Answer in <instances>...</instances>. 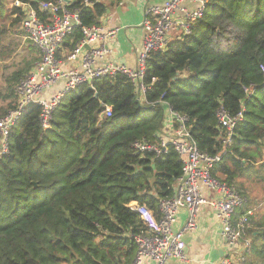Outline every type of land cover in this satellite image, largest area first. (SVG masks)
<instances>
[{"label":"trees","instance_id":"16d2710c","mask_svg":"<svg viewBox=\"0 0 264 264\" xmlns=\"http://www.w3.org/2000/svg\"><path fill=\"white\" fill-rule=\"evenodd\" d=\"M6 1L0 13L21 24L24 9ZM21 1L47 20L50 13L39 3L56 0ZM84 1L65 6L81 24L64 40L60 58L81 42L82 28L100 25L107 11L104 2ZM32 67L5 76L2 117L18 108L17 85ZM144 83L150 87L143 101L123 73L79 85L47 128L41 107L23 111L10 132L9 153L0 156V264H135V238L150 232L133 205L159 215L160 201L174 194L182 174L172 145L160 157L134 148L160 142L168 106L186 117L202 153L221 157L212 175L245 198L238 217L252 209L245 179L264 180V0H208L191 34L153 52ZM220 111L243 114L231 142ZM248 219L252 242L243 264H264V213Z\"/></svg>","mask_w":264,"mask_h":264},{"label":"built area","instance_id":"2783aa9c","mask_svg":"<svg viewBox=\"0 0 264 264\" xmlns=\"http://www.w3.org/2000/svg\"><path fill=\"white\" fill-rule=\"evenodd\" d=\"M184 1L166 0L162 5H154L147 10L142 23L145 30L142 50L137 58V66L132 69L122 63L105 62L107 55L113 52L107 43L114 40L119 28L105 29L101 24L83 27L81 42L65 59L60 58L58 54L64 40L81 24L79 14L68 11L65 8L68 3L64 0L43 1L39 3L40 9L50 13L45 20L21 0H13L14 6H21L25 11L20 26L25 34L24 39L39 49L41 57L16 88L18 108L0 119V156L9 153L10 132L28 106L41 107L42 124L50 127L53 111L79 85H92L95 79L123 73L132 81L139 99L145 100V92L150 86L145 85L144 77L151 55L153 52H165L174 33L182 30L183 34H191L208 3V0H190L199 3L197 8L190 10L184 6ZM84 2L86 6L93 5L89 0ZM59 83H62L61 88L49 94ZM167 109L168 121L164 133L160 135V142H136L134 148L138 153L152 152L160 157L172 145L180 157L182 174L175 183L174 194L160 201L159 215L146 205H133L132 208L138 212L150 232L141 233L135 238L138 245L135 264H141L146 259H151L155 264H166L170 258L186 260L184 232L196 227V212L204 203L216 210L223 238L229 246L228 254L218 264H242L245 260L243 253L251 246V241L245 236L248 217L254 211L250 209L236 219L238 208L244 204L245 198L233 187L213 177L212 169L221 157L202 153L191 137L186 117L169 106ZM104 114L111 116L112 106L107 105ZM219 119L228 129L227 141L231 142V133L244 120L243 114L232 118L220 111ZM206 191L215 193V197H205ZM181 210H186L189 215L183 230L176 228Z\"/></svg>","mask_w":264,"mask_h":264},{"label":"crops","instance_id":"0c3cea01","mask_svg":"<svg viewBox=\"0 0 264 264\" xmlns=\"http://www.w3.org/2000/svg\"><path fill=\"white\" fill-rule=\"evenodd\" d=\"M165 1L101 0V2L107 5L106 13L101 16V26L105 29L112 27L119 28L114 40L107 43L113 49V52L107 55L105 62L122 63L132 69L137 66V58L142 50L145 34L142 23L147 10L151 6L162 5ZM6 3L14 6L13 0H7ZM198 5L199 3H193L190 0L184 1V6L190 10L197 8ZM181 34L182 30L174 33L173 39L179 37ZM61 86L62 83L55 85L49 94L58 91ZM168 113L167 109V115ZM204 195L208 198L215 197V193L209 191H206ZM188 217V212L181 210L178 215L176 228L183 230ZM237 218L238 212L236 213ZM195 220L196 227L187 229L184 232L186 243L185 255L187 259L170 258L166 264H218L228 254L229 246L226 239L223 238L222 225L216 210L208 204H201L197 209ZM247 237L246 234L245 238ZM247 240L251 241L250 238H247ZM141 264H155V262L151 259H146Z\"/></svg>","mask_w":264,"mask_h":264},{"label":"rangeland","instance_id":"374dc122","mask_svg":"<svg viewBox=\"0 0 264 264\" xmlns=\"http://www.w3.org/2000/svg\"><path fill=\"white\" fill-rule=\"evenodd\" d=\"M21 24L13 25L12 18L9 19L7 14L0 13V95L5 93V76H10L13 71L18 68L27 67L33 64V67L40 60V52L28 40L24 39V32ZM32 67V68H33ZM18 86V85H17ZM6 101L0 98V119L6 106ZM168 121L166 111V119ZM248 187L249 195L252 199V210L255 214L262 215L264 213V180L245 179Z\"/></svg>","mask_w":264,"mask_h":264},{"label":"water","instance_id":"95a60500","mask_svg":"<svg viewBox=\"0 0 264 264\" xmlns=\"http://www.w3.org/2000/svg\"><path fill=\"white\" fill-rule=\"evenodd\" d=\"M66 3H69L70 0H64ZM88 48V46H86ZM36 184V183H35Z\"/></svg>","mask_w":264,"mask_h":264},{"label":"bare ground","instance_id":"6f19581e","mask_svg":"<svg viewBox=\"0 0 264 264\" xmlns=\"http://www.w3.org/2000/svg\"><path fill=\"white\" fill-rule=\"evenodd\" d=\"M206 7V6H205Z\"/></svg>","mask_w":264,"mask_h":264}]
</instances>
